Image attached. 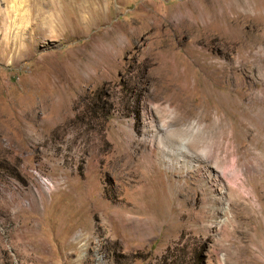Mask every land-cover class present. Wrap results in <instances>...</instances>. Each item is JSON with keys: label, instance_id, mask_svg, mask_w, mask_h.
I'll use <instances>...</instances> for the list:
<instances>
[{"label": "rangeland", "instance_id": "rangeland-1", "mask_svg": "<svg viewBox=\"0 0 264 264\" xmlns=\"http://www.w3.org/2000/svg\"><path fill=\"white\" fill-rule=\"evenodd\" d=\"M252 3L0 0V264H264Z\"/></svg>", "mask_w": 264, "mask_h": 264}, {"label": "bare ground", "instance_id": "bare-ground-1", "mask_svg": "<svg viewBox=\"0 0 264 264\" xmlns=\"http://www.w3.org/2000/svg\"><path fill=\"white\" fill-rule=\"evenodd\" d=\"M223 2L225 4L223 13L226 23L232 20H241L245 26L252 28L254 23L261 18V14H259L260 11L256 4L252 3V0H223ZM201 12L205 15V11H200V13ZM217 13L221 14V9H218ZM249 13H252V15ZM1 235L5 236V233L3 232Z\"/></svg>", "mask_w": 264, "mask_h": 264}, {"label": "crops", "instance_id": "crops-1", "mask_svg": "<svg viewBox=\"0 0 264 264\" xmlns=\"http://www.w3.org/2000/svg\"><path fill=\"white\" fill-rule=\"evenodd\" d=\"M127 11H129V12H130L131 10H130V9H128Z\"/></svg>", "mask_w": 264, "mask_h": 264}]
</instances>
